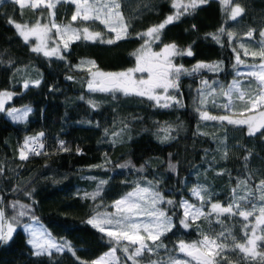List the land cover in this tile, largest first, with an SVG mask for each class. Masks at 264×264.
I'll list each match as a JSON object with an SVG mask.
<instances>
[{
    "label": "trees",
    "instance_id": "1",
    "mask_svg": "<svg viewBox=\"0 0 264 264\" xmlns=\"http://www.w3.org/2000/svg\"><path fill=\"white\" fill-rule=\"evenodd\" d=\"M120 2V11L129 25L128 38L111 45L76 41L67 51L62 50L64 59L31 51L32 41L26 44L8 23L12 19L30 25L38 13L28 8L21 10L12 0L0 3V92L12 94L5 111L0 112V208L15 228L11 240L0 241V264H81L97 259L113 243L87 221L97 212L113 211V202L137 184L147 186V182H152L165 200H173L175 205L182 199L190 201L191 190L203 187L210 194L203 206L208 212L210 203L226 205L231 200V190L239 180L251 177L249 184L255 187L264 179V136H249L245 126L201 120L197 111L199 108L211 115H224L212 103L213 99L216 105L226 103L219 89L226 88L234 79L247 83L244 77L234 74L238 66L233 48L245 63L259 61L244 56L237 43L244 42L250 29H255L254 39H259L258 32L264 28V1L233 0L244 13L232 21L220 0H208L166 26L161 40L153 45L154 51L175 43L178 50L190 47L193 52L192 56L173 58L184 69L191 71L201 62L218 65L217 71L205 68L191 75L182 74L174 92L181 104L167 108L158 107L145 97L93 92L87 87L90 65H81V61H95L97 68L105 72L134 67L132 53L144 43L137 34L173 13L172 0ZM44 11L46 14L47 10ZM55 11L56 23L70 21L69 7L64 12L59 4ZM45 19L46 15L42 21ZM92 28L103 32L104 38L114 35L99 22ZM221 28L225 33H235L237 38L229 42L227 35L219 32ZM210 34L218 35L220 42ZM244 44L257 50L250 42ZM36 80L40 81L38 86L33 83ZM202 80L217 89L204 105L199 102ZM204 90L210 91L205 86ZM24 107L31 111L23 122L12 123L5 116L10 109ZM38 133L44 134V154L30 153L26 160H21L19 151L25 137ZM61 141L67 151L61 148ZM101 181L106 183L101 185ZM98 187L100 194L94 200L86 196ZM17 202L28 206V214L18 217V224L12 221V205ZM175 205H159L176 226L161 237L166 247L143 256L148 264L150 260L166 264L170 256L183 259V254L176 250L178 242L197 241L201 233L231 231L237 240H242L240 217L221 216L223 223H217L213 215L184 229L179 224L181 208ZM32 220L41 223L59 245H70L76 255L67 247L61 252L51 251V255H35L21 229ZM226 242L232 243L230 238ZM118 252L124 261L125 256ZM226 255L236 264L241 254Z\"/></svg>",
    "mask_w": 264,
    "mask_h": 264
},
{
    "label": "snow or ice",
    "instance_id": "2",
    "mask_svg": "<svg viewBox=\"0 0 264 264\" xmlns=\"http://www.w3.org/2000/svg\"><path fill=\"white\" fill-rule=\"evenodd\" d=\"M207 2L208 0H186V2L185 0H172V8L176 10L173 14L168 15L158 25H153L145 32L137 34L139 38L147 37V39H144L141 47L132 53L136 61L132 68L118 72H105L97 68L95 61H81V65H90L87 69L91 77L87 82L88 89L93 92H120L124 95L145 97L154 101L156 106L164 108L170 107L172 103L181 104L174 95L170 94V90H178L180 76L182 74L191 75L205 68L217 71L218 65L201 62L189 71L184 69L183 65L175 64L173 58L178 55L192 56L193 52L190 47L186 50H178L177 45L171 43L164 44L160 51H153L151 45L161 40L162 32L167 25L174 23L181 16L189 14L190 11H194ZM220 2L229 10L231 20H236L244 13V9L239 4H234L233 0H220ZM12 3L18 5L21 10L28 8L34 13H38V17L32 25L17 23L12 19H9L8 23L14 26L26 44L30 38H35V44L31 47V51L43 54L45 57L55 56L64 59L62 50L67 51L76 41L84 40L111 45L127 39L129 36V25L125 22L124 15L120 11V0H12ZM61 3L74 5L71 19L66 24H58L55 21V10ZM44 10H47L46 14ZM45 15L48 21L46 23L42 22ZM96 22L104 25L108 32L114 33V36L104 38L103 32L93 30L92 26ZM219 32L226 34L229 42L237 38L235 33H225L223 28ZM254 32L255 29L248 30L245 37L252 40ZM210 35L218 43L220 42L218 35ZM259 36L261 39L257 50H250L244 43L239 44L244 56H251L253 59L259 58L257 64L246 65L245 61L241 59L240 52L233 48L236 53V65H245L251 69L236 74L244 77L247 83L234 79L226 88L219 89V95L225 98L226 103L216 105L215 99L212 100L214 106H218L230 114L211 115L208 111L198 108L201 120L247 126L249 136H254L257 133L264 136V30L259 32ZM50 42L53 46H50ZM93 69L96 70L93 71ZM137 73L141 75L138 77ZM33 83L38 86L40 81L36 80ZM201 83L210 89L207 96L201 92L199 102L204 105L208 102L207 97L214 96L217 89L211 88L207 80ZM28 86L29 83L26 82L24 87ZM11 98V93L0 92V112L5 111V102ZM7 115L15 121H20L26 117L27 111L21 113L19 110L12 109L7 112ZM42 136L43 133H40L36 137H29L24 141L19 151L21 160H26L29 153L44 154L41 151L44 145L40 143ZM168 138V135L164 136L165 140ZM60 146L64 151L68 150L64 148L63 141L60 142ZM170 168L174 170L175 166L170 165ZM250 179L251 177L239 180L231 190V200L226 205L219 202L210 203L208 212L204 211L203 206L206 198H210V194L203 187L192 189V194L201 202L200 206H197L186 200L181 201L178 205H175L173 200H165L150 181L147 182V186L137 184L132 191L113 202L110 207L114 211L97 212L87 221L88 224L107 236L113 243V247L97 259L91 262L81 261V264H127V261H132V264H141V258L146 253L152 254L157 249L166 247L162 243L161 237L171 232L176 225L168 212L159 207L161 204L175 205L182 209L179 224L184 229H188L201 218L207 220L213 215L216 216L217 223H223L220 220L221 216H238L243 221L240 229L243 233L242 240H237L231 231H227V233L221 231L214 235L201 233V238L197 241L180 240L176 250L182 253L184 258L170 256L166 264H233L228 259L227 252L241 254L236 264H242V262L243 264H264V179H261L255 187L249 184ZM100 183L102 185L106 182L101 181ZM99 194L100 188L98 187L95 193L86 194V196H90L94 200ZM17 204L18 202L14 203L12 207L16 208ZM27 207V205L19 204L21 210L12 217V221L18 224V217L28 214L23 211ZM24 227L25 231L31 235L28 243L37 249L35 255H51L50 249L61 252L64 247H67L73 256L76 255L70 245H58L50 238H45L46 234L39 229L29 225ZM14 231L13 223L6 220L5 212L0 208V241L6 243L11 240ZM229 238L232 241L231 245L226 242ZM118 250L123 252L126 258L124 261H121V258L117 256ZM77 259L79 260V257ZM149 264H161V262L150 260Z\"/></svg>",
    "mask_w": 264,
    "mask_h": 264
},
{
    "label": "rangeland",
    "instance_id": "3",
    "mask_svg": "<svg viewBox=\"0 0 264 264\" xmlns=\"http://www.w3.org/2000/svg\"><path fill=\"white\" fill-rule=\"evenodd\" d=\"M3 0H0V3L2 2ZM185 2H186V0H185ZM62 5H63V9H64V12H66V10H67V8L69 7L70 8V16H72V14H73V11H74V5H72V4H70V3H61ZM235 4V3H234ZM59 5V4H58ZM57 5V6H58ZM230 7V6H229ZM223 8L227 11V13H228V15H229V10L228 9H226V7H225V5H223ZM176 10L175 9H173V13L175 12ZM172 13V14H173ZM239 18V17H238ZM237 18V19H238ZM70 19H71V17H70ZM230 19V18H229ZM231 20V19H230ZM232 21H235V20H232ZM42 22H44V23H46V22H48L47 21V18L44 20V21H42ZM35 23V22H34ZM33 24V23H32ZM32 24H30V25H32ZM261 30H264V28H262V29H260V31ZM259 31V32H260ZM259 32H258V34H259ZM114 36V35H113ZM246 38V37H245ZM245 38H243L244 40V42L245 41H247V42H250L251 44H253V45H255L256 47H257V49H258V46H259V40L261 39L260 38V36H259V39H254V37H253V39L252 40H249V39H245ZM144 39H147V37H145ZM144 39H143V42H144ZM30 41H32V43H31V47L32 46H34V44H35V38H30ZM244 42H238L237 43V47L239 48V44L240 43H244ZM156 43V42H155ZM155 43H152V45H151V47H152V50H153V45L155 44ZM50 46H53V45H51V42H50ZM154 51V50H153ZM160 51V50H159ZM41 55H43V54H41ZM53 57H55V56H53ZM250 58H252L251 56H249ZM253 59V58H252ZM255 60H259V58H256ZM257 63H259V61L258 62H251V63H245L246 65H251V64H257ZM238 66V68L236 69V72L234 73L235 74V76H237L236 74H237V72H247V71H250L251 69L250 68H248V67H246L245 65H237ZM138 77L141 75V74H139V73H137L136 74ZM146 75V74H145ZM88 76H89V79L91 78L90 77V74H88ZM88 79V80H89ZM202 81H204V80H202ZM202 81H200V82H202ZM201 86H202V89H201V91H200V93L201 92H203L204 93V95L205 96H207V93L209 92V90H204V85H202V83L200 84ZM176 90H170V94H172V95H174ZM118 93H120V92H118ZM151 101V100H150ZM8 102V100L5 102V104ZM154 104H155V102L154 101H152ZM217 102V101H216ZM172 104H175V103H172ZM13 109H16V110H19L21 113H23V112H25V111H27V114L31 111V108H29V107H24V108H13ZM10 110H12V109H10ZM9 110V111H10ZM221 110L222 111H224V115L225 114H230V113H228L226 110H224V109H222L221 108ZM7 112L8 111H6V113H5V116L12 122V123H16V122H23L25 119H26V117L23 119V120H20V121H15V120H13L12 119V117H10V116H8L7 115ZM27 116V115H26ZM246 127V131H247V126H245ZM38 134H40V133H38ZM38 134H36V135H34V136H27V137H25V139H24V141L27 139V138H29V137H36ZM44 135V134H43ZM42 138H43V136L42 137H40V143H42L43 144V142H42ZM24 141H23V144H24ZM43 150H44V147H43V149L41 150L42 152H43ZM30 154V153H29ZM28 154V155H29ZM189 195H190V198H191V200H194V201H197V202H199L200 200L196 197V196H194L193 194H192V190H191V192L189 193ZM188 201L189 203H192V204H195V205H197V206H199V204L198 203H194L193 201H189V200H187V199H182L181 201ZM180 201V202H181ZM21 209L19 208V204H17V206H16V208H13L12 207V213L14 214V216H16L17 215V213L20 211ZM23 211H25V212H27L28 211V208H25V209H23ZM113 211H114V209H113ZM181 213H182V209H181ZM25 225H29V226H31V227H34V228H36V229H39L40 231H42V232H44L46 235H45V238H50L52 241H54L55 243H57L58 244V242L55 240V239H53L50 235H49V233H48V231L45 229V227L41 224V223H39L38 221H36V220H32L31 222H28V223H26V224H23L21 227V229H22V231L24 232V234L27 236V243H28V241L31 239V235H30V233L28 232V231H25ZM28 245L30 246V247H32L33 249H34V251L36 252L37 251V249H35L30 243H28ZM59 245V244H58ZM51 251H55V249H50V252ZM120 251V250H119ZM120 253H122V255H124L123 254V252H121L120 251ZM118 254H119V252L117 251V256H118ZM182 254V253H181ZM128 263L129 264H132V261H128ZM141 264H148L147 263V261L146 260H144L143 259V257L141 258Z\"/></svg>",
    "mask_w": 264,
    "mask_h": 264
},
{
    "label": "water",
    "instance_id": "4",
    "mask_svg": "<svg viewBox=\"0 0 264 264\" xmlns=\"http://www.w3.org/2000/svg\"><path fill=\"white\" fill-rule=\"evenodd\" d=\"M264 1V0H263Z\"/></svg>",
    "mask_w": 264,
    "mask_h": 264
}]
</instances>
